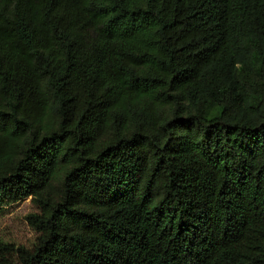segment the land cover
Masks as SVG:
<instances>
[{
    "label": "trees",
    "instance_id": "trees-1",
    "mask_svg": "<svg viewBox=\"0 0 264 264\" xmlns=\"http://www.w3.org/2000/svg\"><path fill=\"white\" fill-rule=\"evenodd\" d=\"M0 264H264V0H0Z\"/></svg>",
    "mask_w": 264,
    "mask_h": 264
},
{
    "label": "rangeland",
    "instance_id": "rangeland-1",
    "mask_svg": "<svg viewBox=\"0 0 264 264\" xmlns=\"http://www.w3.org/2000/svg\"><path fill=\"white\" fill-rule=\"evenodd\" d=\"M35 212H37V207L31 197L10 205L0 206V245L15 244L32 248L37 234L29 226L26 218Z\"/></svg>",
    "mask_w": 264,
    "mask_h": 264
}]
</instances>
